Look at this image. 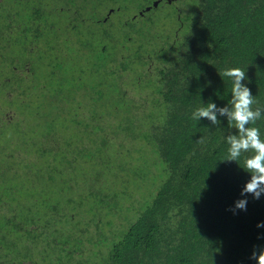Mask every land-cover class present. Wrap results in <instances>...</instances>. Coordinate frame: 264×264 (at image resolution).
Here are the masks:
<instances>
[{"label": "trees", "instance_id": "1", "mask_svg": "<svg viewBox=\"0 0 264 264\" xmlns=\"http://www.w3.org/2000/svg\"><path fill=\"white\" fill-rule=\"evenodd\" d=\"M20 2L0 1V130L9 127L25 133L28 120L17 113L27 91L9 89V77L16 80L22 75L3 73L8 63L6 51L14 43L23 47L42 42L40 32L46 28L42 15L30 9L28 16L21 11ZM181 12L184 14L180 16L176 10L178 27L167 36L159 57L150 54L144 61L147 64L159 59L155 61L160 65L152 69L143 65L134 79L138 91L147 92L143 99H156L160 104V118L147 120L149 104L128 98L124 90H118L120 101L113 105L108 103L112 98L109 91L88 93L91 103L95 105L98 100L103 109L95 116L89 109L86 122H81L80 112V118L72 117L78 122V131H84L71 140L77 147L73 156L79 157L81 167L76 168L70 153L63 161L50 139L40 147V155H48L52 161V172L48 170L44 177L57 182L49 188L40 184V197L51 199L54 212L57 206L60 212L52 222L40 217L38 223V217L31 214L19 221L17 211L0 217V264H70L68 257L80 248L72 244V238L79 240L80 234L89 233L91 222L86 216L95 217L99 207L116 208L124 200L138 203L139 212L135 218L127 216L125 225L110 229L111 238L110 232L97 228L100 237L109 238L111 244L101 264H254L251 253L264 247V227H257L258 222L264 224V193L259 199L241 195L250 179L242 168L244 157L250 153L242 154L236 162L223 160L228 148L225 137L229 132L235 134V129H230L223 117L213 126L204 118L193 120L191 113L208 102L223 107L229 101L231 81L218 73L230 67L245 69L248 79L242 83L258 105L264 106V0H194L191 9ZM18 14L27 21L19 20ZM179 27L180 36L176 37ZM30 61L33 67L32 58ZM10 62L7 65L11 67ZM126 66L117 65L112 72L122 74ZM147 78L156 79L152 91L142 87ZM4 94L8 98L2 99ZM56 94L55 102L66 103L64 94ZM251 126L257 127L264 139V116ZM122 130L131 140H141L133 150L136 155L108 147ZM66 137L61 141L70 142ZM3 149L0 141V154ZM14 152L4 159L0 156V197L12 192L11 202L20 195L17 175L24 177L25 173L21 169L24 162L17 156L21 151ZM116 156L118 160H113ZM148 185V193L141 195V187ZM119 186H123L121 191ZM30 189L31 184L26 194ZM238 199L247 200L246 210L237 209L234 214L230 209ZM73 221L85 226L75 228ZM56 222L72 226H55ZM36 236H44L43 246L47 242L52 245L48 253L41 247L39 261L32 258L30 249ZM76 263L80 264L79 259Z\"/></svg>", "mask_w": 264, "mask_h": 264}, {"label": "rangeland", "instance_id": "2", "mask_svg": "<svg viewBox=\"0 0 264 264\" xmlns=\"http://www.w3.org/2000/svg\"><path fill=\"white\" fill-rule=\"evenodd\" d=\"M0 1L11 4V0ZM107 1H110V4L117 3L121 6V11L113 12L108 19L105 17L106 9L109 7ZM147 1L21 0L19 3L21 11L24 10L23 13L26 12L25 14L28 16L30 9L39 12L42 15V20H45L46 29L40 32L42 42L34 41L38 44V50H36L35 43L23 47L18 43H14L6 51V59L8 63L10 61L12 63L10 62L11 67L6 63L4 68L7 70L3 73L22 75L21 78L17 77L16 80H11L9 77L8 85L9 89H25L27 91V99L20 102V111L17 114L20 118H25L28 121L24 125L25 133L9 127L0 130V141L4 144V149L0 154L1 158L4 159L9 152L13 153L15 149H19L21 155L17 156L23 160L24 164L21 165V169L25 172L24 177L17 175L19 180L17 191L20 194L18 200L15 202L9 201L12 192L0 197V202L3 204H0V217H8L17 211L18 216L16 218L19 221L27 219L28 215L31 214L38 217V223L40 217L52 222L55 214L60 212L59 206H57L56 213L54 212V204L51 199L45 198V200H42L40 197L41 193L38 189L40 184L47 186V188L54 186L55 183L57 184L56 181H49L44 177L52 161H50V156L40 155V147L50 139L54 150L61 152L63 161L70 153V158H74L76 161L75 164L78 166L76 168L81 167L79 157L73 156V150H76L77 147L72 145L71 140L77 133L80 134L84 131H78V122H75L72 117H81L83 120L81 122H86V114L89 109H93V116L103 109L102 102L97 100L95 105L91 103V100L88 99V93H98L100 89L109 91L112 98L108 103L113 105L120 101L118 90H124L128 98L141 100L144 104H149L147 112H145L147 120L150 117L153 121L160 118L163 111L162 107L156 99H143L148 97L147 92L145 90L139 92L136 87L138 83L137 81L135 83L134 79L137 77L138 70H142L143 65L144 68L150 69L160 65L155 61L159 59H152L147 64H144V61L148 59L150 54L154 58L159 57V50L167 42V36L173 35V30L178 27L177 22L179 19L172 4H164L163 7L157 9L150 16L145 14V17L138 16L134 21L129 20L131 14L141 8ZM193 1L178 0L175 3L177 10L181 13L180 16L184 14L181 10L187 11V9L193 7ZM21 17L27 21L26 16L21 15ZM21 17L18 14L17 18L19 20H21ZM123 19H128L129 24H123ZM176 31L175 36L179 37L181 27ZM129 33H131L130 38H128ZM26 56L28 57L27 60L25 59ZM31 58L33 67L31 66ZM2 59L0 57V61ZM23 63L25 64L22 65ZM122 63L127 65V70L124 73L112 72L115 66H120ZM8 69H11V71ZM152 74L154 75V73ZM153 82H156V79L147 78L144 80L142 87L152 91L156 88ZM57 91L64 94L66 103L54 101ZM1 98L6 99L8 96L4 94ZM78 112L81 114L80 117H78ZM16 134L18 135L14 137ZM47 135L49 138L42 137ZM67 135L70 142L69 140L61 141L66 139ZM113 139L108 147L115 148L121 153L126 150L130 156L137 154L133 150L136 149L141 140H131L124 130L120 131ZM118 145L122 147H118ZM24 156H27L30 160L27 161ZM148 157L150 158L151 155L148 154ZM116 159L118 160L117 156L113 158V160ZM36 169L39 171L35 174ZM49 172H52L51 168ZM30 184L31 189L26 194L25 189ZM150 187V185L146 189L141 187V195L145 196L148 193L147 188ZM122 188L123 186H119L118 191H121ZM20 202L23 205L22 208ZM138 206L139 204L136 202L133 204L132 201L124 200V203L116 204V208L110 206L99 207L97 209L98 214L95 217L88 214L85 220L91 222L87 231L89 233L80 234L79 240L72 238V244L80 248L73 253L72 258L68 257L70 259L69 263L77 264L76 260L78 259L80 264L103 263L111 244L107 242L109 238L100 237L97 228L101 227L104 233H109L113 227L125 225V220L128 219L127 216L130 218L136 217L139 212ZM77 216L73 217L72 220L75 221ZM74 221L75 228L85 226V223H82L83 219L79 223H74ZM109 222L113 225L109 226ZM58 225H62L64 228L72 226L67 222H62V224L56 222L55 226ZM111 234L112 232H110V238ZM43 237L36 236L34 245L30 247L31 256L36 261H39L41 247H44L46 253L52 249L50 242L45 243L44 246L42 245L41 239ZM5 248L8 250L7 246Z\"/></svg>", "mask_w": 264, "mask_h": 264}, {"label": "clouds", "instance_id": "3", "mask_svg": "<svg viewBox=\"0 0 264 264\" xmlns=\"http://www.w3.org/2000/svg\"><path fill=\"white\" fill-rule=\"evenodd\" d=\"M231 81V95L229 101L219 107L214 102H208L205 107L196 108L191 113L193 120L201 118L208 120L211 125H219L220 117L226 119L228 127L235 129V134L229 132L225 137L228 145L227 157L223 160L237 161L242 154L250 153L244 157L243 169L250 174V179L241 189V195L251 194L254 199H259L264 193V139L261 138L260 130L251 126L264 116V106H259L251 90L242 81H246L245 69L230 67L218 73ZM257 105L256 107H253ZM197 142H203L198 140ZM247 200L238 199L230 210H246ZM257 227H264L258 222ZM250 259L254 264H264V247L259 251L253 250Z\"/></svg>", "mask_w": 264, "mask_h": 264}, {"label": "flooded vegetation", "instance_id": "4", "mask_svg": "<svg viewBox=\"0 0 264 264\" xmlns=\"http://www.w3.org/2000/svg\"><path fill=\"white\" fill-rule=\"evenodd\" d=\"M177 1L178 0H149L146 3L144 2L145 4L142 5L141 8L133 12L131 16L129 17V20L134 21L137 19L138 16L145 17V14H148L150 16L152 13L156 12L157 9L163 7L164 4H170V5L172 4V7L177 10V6L175 4ZM109 2L110 1H107V4L109 5V7L106 9V14H105L106 19H108L112 15L113 12L121 11L120 5H118L117 3L110 4ZM122 23L126 25V24H129V21L128 19L126 20L123 19ZM130 37H131V33L128 34V38Z\"/></svg>", "mask_w": 264, "mask_h": 264}]
</instances>
